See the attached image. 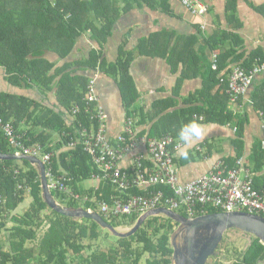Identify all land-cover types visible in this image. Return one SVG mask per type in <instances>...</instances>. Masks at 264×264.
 I'll return each instance as SVG.
<instances>
[{"label": "trees", "instance_id": "1", "mask_svg": "<svg viewBox=\"0 0 264 264\" xmlns=\"http://www.w3.org/2000/svg\"><path fill=\"white\" fill-rule=\"evenodd\" d=\"M124 1L125 8L144 4L173 14L171 0ZM125 8L118 0H0V78L15 88L32 90L35 94L30 98L0 91V153L16 154L24 148L38 146L43 156L50 155V161L45 164L48 180L53 178L61 188L52 193L63 206L78 208L82 205L98 211L100 203L109 202L115 194L107 182H102L98 188H85V182L99 171L82 145L70 147L86 131L99 126L90 113L96 106L88 108L86 101L89 81L97 70L99 79L106 76L118 85L126 117L135 119L139 136H171L181 142L179 129L190 121L221 127L235 122L238 130L232 145L237 157L245 152L243 137L247 115L236 116L230 111L229 84L227 80L221 82L219 75L226 73L224 77L228 78L233 72L229 66L236 62L247 72L256 64L264 66V51L257 48L252 53L237 54L236 46L240 45L241 38L234 30L239 29L240 24L234 22L233 17L229 18L230 30L221 34L205 37V29L197 27L202 40L193 37L185 44L197 41L202 50L208 48L212 56H217L218 69H213V59L208 63L196 57L192 50L187 53L180 50L181 40H178L172 51L167 48V53L163 54L171 65L184 66L174 97L180 96L182 84L190 76L203 77L202 90L184 98L183 108H178L174 98L140 107L130 71L133 54L121 51L115 63H108L103 57L105 45ZM85 33H90L96 48L85 61L71 63L70 57ZM158 36L143 43L140 52L146 51L147 44L156 43ZM50 54L56 55L57 60L52 61ZM195 59L202 67L196 66ZM256 80L245 97L264 122V79L259 83ZM97 92L99 96V86ZM8 125L13 127L20 146L10 143L3 129ZM182 149L174 150L172 146L171 152L176 157ZM249 160L254 172L264 174L261 144H255ZM261 177L257 187L264 183ZM141 193L138 189L132 192ZM76 195L90 200L78 201ZM26 201H29L27 210L15 215ZM218 212L210 210L208 214ZM104 219L115 228H125L124 225H134L138 216ZM111 236L115 237L93 220L75 221L52 210L42 198L39 172L28 161L0 160V264H171V228L155 219H149L129 238L115 237L117 240L113 242ZM263 261L264 245L255 238L236 264Z\"/></svg>", "mask_w": 264, "mask_h": 264}, {"label": "crops", "instance_id": "2", "mask_svg": "<svg viewBox=\"0 0 264 264\" xmlns=\"http://www.w3.org/2000/svg\"><path fill=\"white\" fill-rule=\"evenodd\" d=\"M118 2L125 8L126 1L118 0ZM204 2L209 7V13L204 17L192 14L182 4L181 0H171L169 2L172 15L160 8H149L144 4L141 7L137 4L127 6L121 14L114 27L113 36L105 45L103 57L108 63H115L118 61L121 51L133 54L134 59L130 71L138 94L137 103L140 107H150L155 102L174 98L178 108H183L184 98L202 90L203 77L190 76L182 84L180 96L174 97V89L183 73L184 66L183 64L177 67L171 65L168 58L163 57V54L167 53V48H169V52L172 51L175 42L181 40L179 42L180 50L185 53L192 50L196 53V57L210 63L212 54H210L208 48L206 51L202 50L201 44L197 41H193L192 44H185L189 38L193 37L202 40L197 27L204 23L206 31L203 34L205 37L212 36L217 33L221 34L223 31H229V18L233 17L232 20L240 24V28L234 30V33L241 38L240 45L236 46L237 51L239 50L237 54L252 53L257 48L264 51V0H204ZM154 35H159L158 41L147 44L146 51L141 53L139 47L148 42L147 40L152 39ZM95 48L90 33H85L78 40L70 57V62L85 61ZM50 58L52 61H56L58 57L50 54ZM197 62L196 66L198 68L202 67L203 64ZM59 65H62V63L60 62ZM237 65L241 64L238 62L231 64L229 69H233ZM76 71L84 73L83 70L76 69ZM224 74L226 73H222L219 77ZM1 78L0 91L30 98L35 97L32 90L15 88ZM257 79L258 83L263 80L264 73ZM98 86L101 104L109 116L107 123L109 133L112 138H115L123 131L127 119L120 89L113 79L106 76L99 79ZM241 104L243 107L236 116L239 114L247 115L243 137L244 155L237 157L236 150L232 145L238 130L234 125L235 122L225 127L200 123L203 127L202 137L194 140L190 145L184 146L181 150L188 152V158H182L180 156L181 151H178L175 157V169L181 181L186 182L199 177L207 172L211 164L218 158L227 162L232 160V162L229 161L231 166H234L237 160L243 158L253 170V163L249 158L255 144H261L262 149H264V122L261 114L254 110L248 97ZM197 147L202 148L201 154L196 150ZM221 152H226L227 154H224L226 157L222 158L219 154ZM207 157H210V159H206ZM128 164H130V159L124 161L122 166L127 167ZM261 176H258V178L264 179V174ZM100 184L98 181L90 180L85 182L84 186L87 189L98 188ZM261 264H264V261Z\"/></svg>", "mask_w": 264, "mask_h": 264}, {"label": "built area", "instance_id": "3", "mask_svg": "<svg viewBox=\"0 0 264 264\" xmlns=\"http://www.w3.org/2000/svg\"><path fill=\"white\" fill-rule=\"evenodd\" d=\"M181 2L194 15L204 17L208 14L209 7L204 0ZM205 28L203 24L202 29ZM213 69H218L216 55L213 56ZM263 73L264 66L256 64L249 72L242 66H236L228 78L224 75L220 77L221 82L228 81L230 111L235 115L239 113L238 104L242 105L240 99L245 100L253 80ZM99 77L100 71L97 70L89 81L86 100L88 108L93 104L96 106L90 113L99 126L91 132L86 131L80 140L70 144V147L82 145L84 151L92 157L99 171V174L92 176V180L107 182L113 187L115 194L109 202L100 203L98 213L108 219L134 216L139 218L153 210L164 208L187 218L206 215L210 210L222 213L244 212L264 217V183L261 187L256 184L258 176L263 174L255 173L243 158L237 160L234 166L226 160L218 159L207 172L183 182L176 173L175 157L171 152L172 146L174 150H180L183 143L171 136H139L135 120L131 118L126 119L123 131L112 138L107 126L109 116L97 92ZM3 129L10 143L15 147L20 146L13 127L8 125ZM196 150L202 152L200 147ZM16 154L36 157L44 164L50 161V155L43 156L38 146L34 149L24 148V151ZM129 159L130 164L127 167L122 166ZM49 188L51 191L59 188L53 178L49 182ZM135 189L143 193L132 194ZM76 199L83 202L90 200L80 195H76ZM87 210L94 211L92 208Z\"/></svg>", "mask_w": 264, "mask_h": 264}, {"label": "water", "instance_id": "4", "mask_svg": "<svg viewBox=\"0 0 264 264\" xmlns=\"http://www.w3.org/2000/svg\"><path fill=\"white\" fill-rule=\"evenodd\" d=\"M0 160L28 161L39 172L42 198L52 210L75 221L93 220L103 230H107L115 237L129 238L133 236L148 219L153 217L168 218L176 222L178 228L170 238L173 249L171 264H211L213 257L219 255L217 249L222 245L225 234L230 243L240 239L247 240L248 244L245 250L252 245V237L259 239L264 245V217L244 212L213 213L196 218H184L175 212L161 208L140 217L136 225L130 230L120 231L96 211L90 212L83 207L75 208L58 203L49 188L45 164L40 159L26 154L0 153Z\"/></svg>", "mask_w": 264, "mask_h": 264}, {"label": "clouds", "instance_id": "5", "mask_svg": "<svg viewBox=\"0 0 264 264\" xmlns=\"http://www.w3.org/2000/svg\"><path fill=\"white\" fill-rule=\"evenodd\" d=\"M183 4V3H182ZM187 9V8H186ZM188 10V9H187ZM189 11V10H188ZM209 13V11H208ZM198 16V15H197ZM201 17V16H200ZM203 25V24H202ZM202 25L200 27H202ZM205 25V23H204ZM205 31H206V28H205ZM204 31V32H205ZM212 59H213V56H212ZM237 66H242V65H237ZM236 67V66H235ZM225 76V75H224ZM261 76V75H260ZM200 120H202V118H200ZM203 135V127L200 123H198L197 121H190L186 124H183L180 129H179V132H178V137H179V140L183 143L184 146H187V145H190L194 140H198L202 137ZM180 156L184 159H187L188 158V152L187 151H181L180 152ZM84 208V207H83ZM86 209V208H85ZM87 210V209H86ZM168 210V209H167ZM170 211V210H169ZM97 212V211H96ZM173 212V211H172ZM176 213V212H175ZM218 213H222V212H218ZM100 214V213H99ZM179 214V213H177ZM101 215V214H100ZM179 215H183V214H179ZM102 216V215H101ZM203 216V215H202ZM184 217H186L184 215ZM200 217V216H198ZM156 218H159V217H156ZM155 217L153 218H150L151 219H156ZM187 218V217H186ZM149 220V219H148ZM147 220V221H148ZM175 224H177L175 222ZM121 228V227H119ZM117 228V229H119ZM132 228V227H131ZM129 228V230L131 229ZM177 228V225L173 226L172 229H171V235L172 233L176 230ZM171 238V237H170Z\"/></svg>", "mask_w": 264, "mask_h": 264}, {"label": "flooded vegetation", "instance_id": "6", "mask_svg": "<svg viewBox=\"0 0 264 264\" xmlns=\"http://www.w3.org/2000/svg\"><path fill=\"white\" fill-rule=\"evenodd\" d=\"M181 216L184 217L183 215H181ZM184 218H186V217H184ZM168 220L172 221L171 219H168ZM157 222L159 224L165 225L166 227H170L171 229L173 227L172 225H169L168 223H163V222H159V221H157ZM177 228H178V224H177ZM252 238H253V242H254L255 241V237H252ZM240 240H238L236 242H233V243H230V242H228V241H230L229 238L225 234L223 242H222V245L219 247V249H217V252H219V255H217L216 257H213V262L211 264H219V259L220 260H222V259L225 260L226 258H229V257L234 258V262L229 263V264L239 263L238 261L241 259L242 254L246 250H245V247H244L241 252H238L239 250H237V248L234 247L233 245H236L237 242H239ZM243 241H245V243H246L245 245L248 244L247 240H243ZM226 242H228L227 245H225ZM237 259H239V260H237Z\"/></svg>", "mask_w": 264, "mask_h": 264}, {"label": "rangeland", "instance_id": "7", "mask_svg": "<svg viewBox=\"0 0 264 264\" xmlns=\"http://www.w3.org/2000/svg\"><path fill=\"white\" fill-rule=\"evenodd\" d=\"M100 102H101V100H100ZM243 106L242 105H239L238 104V106H237V112H239L240 110H241V108H242ZM106 112V111H105ZM107 113V112H106ZM220 154V156H222V158L223 157H226L224 154H227L226 152H221V153H219ZM228 155H230V154H228ZM217 159V158H216ZM218 159H221V158H218ZM217 159V160H218ZM28 204H29V201H26L19 209H18V211L17 212H15L14 214L15 215H22L26 210H27V208H28ZM80 207H82V205L80 206ZM140 217H142V216H140ZM139 217V218H140ZM138 218V219H139ZM151 220H153V219H151ZM156 220L157 221H159V222H163V223H168L169 225H172V226H174V225H177V224H175V222L174 221H170V220H168V218H163V217H159V218H156ZM137 223V222H136ZM136 223L134 224V225H132V226H130L129 224H127V225H124L125 226V228H123V227H121V228H119L118 230H120V231H128L129 230V228L130 227H134L135 225H136ZM106 233V232H105ZM113 239V240H112ZM253 239V238H252ZM110 240H112L113 242H116V240H117V238H115V237H110ZM246 243H245V241H243V240H240L239 242H237V244L236 245H233L234 247H236L237 248V250H239L238 252H241L242 251V249L245 247V249H246V247H247V245H245ZM241 254V253H240ZM238 260V259H237ZM232 262H234V258H231V257H229V258H226L225 260L224 259H222V260H220L219 259V264H229V263H232Z\"/></svg>", "mask_w": 264, "mask_h": 264}]
</instances>
